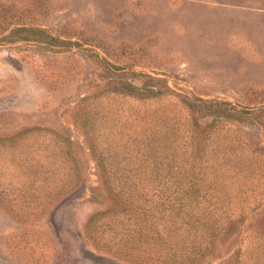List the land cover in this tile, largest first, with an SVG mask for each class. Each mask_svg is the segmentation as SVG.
I'll list each match as a JSON object with an SVG mask.
<instances>
[{
    "label": "rangeland",
    "instance_id": "obj_1",
    "mask_svg": "<svg viewBox=\"0 0 264 264\" xmlns=\"http://www.w3.org/2000/svg\"><path fill=\"white\" fill-rule=\"evenodd\" d=\"M0 7L9 21L45 27L71 43L52 50L10 41L0 29V137L30 125L69 137L86 174L81 194L60 213L73 214L77 229L91 211L109 204L89 147L88 122L117 105L150 106L112 94L107 85L161 83L171 95L165 103L173 106L180 95L264 104V0H0ZM233 132L256 134L236 125ZM64 144L50 134L0 141V169L21 164L24 151L32 162L71 166L61 156ZM7 178L1 174L0 182ZM16 186L13 181L11 187ZM1 204L0 264H49L56 246L42 241L55 231L52 213L45 209L39 221L23 223ZM62 237L70 240L72 234ZM240 240V235L230 238L218 255L200 264H236ZM70 258L74 264H129L82 242H76Z\"/></svg>",
    "mask_w": 264,
    "mask_h": 264
},
{
    "label": "trees",
    "instance_id": "obj_2",
    "mask_svg": "<svg viewBox=\"0 0 264 264\" xmlns=\"http://www.w3.org/2000/svg\"><path fill=\"white\" fill-rule=\"evenodd\" d=\"M5 14L0 7L2 36L10 41L52 50L71 44L45 27L14 23ZM106 90L150 106L117 105L88 122L89 147L109 204L91 211L80 229L73 214L60 213L81 194L86 174L69 137L37 125L0 137L14 143L50 134L65 143L61 156L71 166L32 162L24 151L21 164L0 169V175L10 176L0 182L1 205L9 214L24 223L39 221L45 209L52 213L55 231L42 241L56 246L49 264H74L76 242L129 264H200L236 235L242 237L236 264H264V193L254 194L264 190V104L180 95L173 106L165 103L171 95L161 83L119 81ZM233 125L256 134L230 133ZM13 181L17 188L11 187ZM67 233L72 239L62 237Z\"/></svg>",
    "mask_w": 264,
    "mask_h": 264
}]
</instances>
